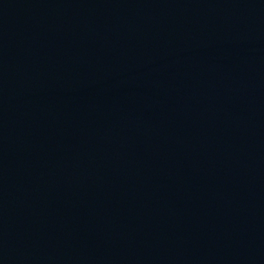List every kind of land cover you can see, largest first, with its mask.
<instances>
[{
    "label": "water",
    "instance_id": "1",
    "mask_svg": "<svg viewBox=\"0 0 264 264\" xmlns=\"http://www.w3.org/2000/svg\"><path fill=\"white\" fill-rule=\"evenodd\" d=\"M0 264H264V0H0Z\"/></svg>",
    "mask_w": 264,
    "mask_h": 264
}]
</instances>
